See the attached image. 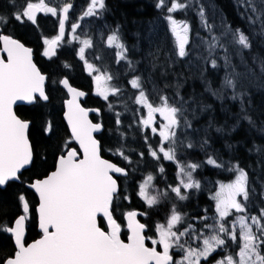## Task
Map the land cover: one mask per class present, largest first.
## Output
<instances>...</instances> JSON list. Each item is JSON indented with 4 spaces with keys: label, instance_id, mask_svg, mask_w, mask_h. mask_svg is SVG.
<instances>
[{
    "label": "snow or ice",
    "instance_id": "snow-or-ice-1",
    "mask_svg": "<svg viewBox=\"0 0 264 264\" xmlns=\"http://www.w3.org/2000/svg\"><path fill=\"white\" fill-rule=\"evenodd\" d=\"M231 6L4 0L0 264H264V0Z\"/></svg>",
    "mask_w": 264,
    "mask_h": 264
},
{
    "label": "flooded vegetation",
    "instance_id": "flooded-vegetation-1",
    "mask_svg": "<svg viewBox=\"0 0 264 264\" xmlns=\"http://www.w3.org/2000/svg\"><path fill=\"white\" fill-rule=\"evenodd\" d=\"M132 1L133 0H108V3H109V6L111 8H114V6L119 7V5H116L115 3L121 4L123 2H132ZM51 2L60 3V2H62V0H51ZM76 2H77V10H79L80 7H81V0H76ZM134 2L135 3L144 4V6L151 4V0H134ZM3 3H4V0H1L0 1V6H2ZM136 7L132 8L134 10V13L135 12L137 13ZM142 12L143 13L140 14L139 18H141V20H143V21H148V20L152 19L153 16L155 15V12H154L153 9H152V12L149 13V14H145L144 10ZM115 18H118V17H115ZM38 19H39V22H40V29H42L45 34L52 32L54 18L46 17L42 13H39L38 14ZM113 19H114V17L110 16L109 17V22L111 23L113 21ZM129 31L130 32H135L136 31V27L129 26ZM38 35H39V31L35 35H33L31 33L28 34L27 39L29 41V46H33L34 48L37 47V36ZM129 42L131 43L132 40L130 39ZM61 57H62V59H71V57L69 56V53H68V46L67 45H65V50L61 53ZM36 61H37L38 64L46 63V61H44L43 58H41L39 56V49L38 48H37V53H36ZM75 70L79 71L77 74L75 73V71H74V73L79 76V78L85 83V87L87 88L88 87V83H87L86 78H85L86 74H82L79 67H77ZM89 98L93 99L92 102L87 103L89 105H93L94 103H96V101H99L98 98H96L94 96H91V95H90ZM23 107L25 108V107H28V106H17L16 110L19 112ZM131 146L132 147H136V145H131ZM205 176H209V175L205 174ZM202 196L204 197V202H202V204H205V202L207 201V192H205ZM202 204H200L201 208L204 207V205H202Z\"/></svg>",
    "mask_w": 264,
    "mask_h": 264
},
{
    "label": "trees",
    "instance_id": "trees-1",
    "mask_svg": "<svg viewBox=\"0 0 264 264\" xmlns=\"http://www.w3.org/2000/svg\"><path fill=\"white\" fill-rule=\"evenodd\" d=\"M1 1V0H0ZM214 3L215 5L219 8V9H222L224 11V13L226 15L229 16V18L231 19V15H232V6H231V0H214ZM116 5H119V7L117 6H114V9L116 10L117 14H119L120 12L124 11L125 10V5H127V10L130 12V13H133V15H131L129 17L130 20H137V21H140L141 18H139L140 14L143 13L142 11L144 10V13L145 14H149L152 12V8L149 7V5H146L144 6V4H140V3H135L134 0L132 2H123L121 4H118V3H115ZM137 6V7H136ZM136 7L137 9V13L135 12L134 13V10L132 8ZM117 17L119 18V16L117 15ZM79 71L75 70V73L77 74ZM73 83L76 84L77 86H80L82 87L81 83H77L74 81L73 79ZM198 83V82H197ZM190 90V89H189ZM254 103L255 104H260L261 103V97L259 95L255 96L254 97ZM24 108V107H23ZM27 108V107H25ZM222 119V118H221ZM236 139H238L239 137H235ZM214 147H221V143H217L214 145ZM240 157L241 159L244 160V163H255V157H252V158H248L247 155L243 152H241L240 154ZM167 164V162H165ZM172 172H174V166H169V173L171 174ZM204 174H208V175H211L210 173H207L205 172ZM135 202V201H134ZM202 202H204V197L202 196L200 198L199 201H197L196 198H193L192 201L190 202L188 208L186 209L187 211H194L195 208H196V205L197 203L199 204H202ZM204 205V204H202ZM35 232L36 230L35 229H32V228H29V231H28V240L30 241L32 238H34L35 236Z\"/></svg>",
    "mask_w": 264,
    "mask_h": 264
},
{
    "label": "water",
    "instance_id": "water-1",
    "mask_svg": "<svg viewBox=\"0 0 264 264\" xmlns=\"http://www.w3.org/2000/svg\"><path fill=\"white\" fill-rule=\"evenodd\" d=\"M18 105H21V104L18 103L16 106H18ZM16 106H15V107H16Z\"/></svg>",
    "mask_w": 264,
    "mask_h": 264
}]
</instances>
